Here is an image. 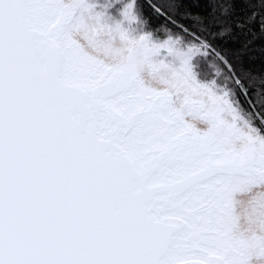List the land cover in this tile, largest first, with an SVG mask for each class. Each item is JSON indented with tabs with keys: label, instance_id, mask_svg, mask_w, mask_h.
<instances>
[{
	"label": "snow or ice",
	"instance_id": "1",
	"mask_svg": "<svg viewBox=\"0 0 264 264\" xmlns=\"http://www.w3.org/2000/svg\"><path fill=\"white\" fill-rule=\"evenodd\" d=\"M209 4L0 0V264H264V70Z\"/></svg>",
	"mask_w": 264,
	"mask_h": 264
},
{
	"label": "trees",
	"instance_id": "2",
	"mask_svg": "<svg viewBox=\"0 0 264 264\" xmlns=\"http://www.w3.org/2000/svg\"><path fill=\"white\" fill-rule=\"evenodd\" d=\"M158 0H137L139 10L143 18L148 20L150 30H158L166 21L162 17H157L150 7ZM231 5L230 15L225 19L232 24L233 32L226 38L227 43L218 41V45L226 50L235 51L240 49L241 45L250 41L248 47L242 50L241 60L245 68H251L255 71L264 70V36L252 35L242 32L235 28V21L246 16L252 9L250 5L258 3V0H227ZM209 0H183V11L190 13L193 17L204 15L209 10ZM187 23V21H185ZM208 60L200 59L199 64L203 71H208ZM246 106V105H245Z\"/></svg>",
	"mask_w": 264,
	"mask_h": 264
}]
</instances>
